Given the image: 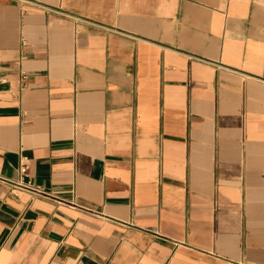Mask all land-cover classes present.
<instances>
[{"label": "crops", "instance_id": "obj_1", "mask_svg": "<svg viewBox=\"0 0 264 264\" xmlns=\"http://www.w3.org/2000/svg\"><path fill=\"white\" fill-rule=\"evenodd\" d=\"M0 178V264H264V0H0Z\"/></svg>", "mask_w": 264, "mask_h": 264}, {"label": "built area", "instance_id": "obj_2", "mask_svg": "<svg viewBox=\"0 0 264 264\" xmlns=\"http://www.w3.org/2000/svg\"><path fill=\"white\" fill-rule=\"evenodd\" d=\"M27 166L23 165L20 168V172L23 176H25L27 174ZM0 182L10 185L16 189H20V190H27L32 192L35 195H39V196H48V194L46 192H44V190L40 187L37 186H33L31 184V182H23V181H18V182H13V181H8L6 179L0 178Z\"/></svg>", "mask_w": 264, "mask_h": 264}]
</instances>
